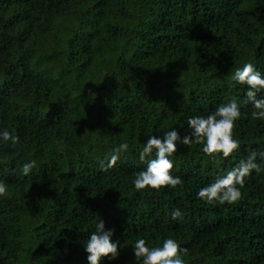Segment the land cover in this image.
I'll return each mask as SVG.
<instances>
[{"label": "trees", "instance_id": "obj_1", "mask_svg": "<svg viewBox=\"0 0 264 264\" xmlns=\"http://www.w3.org/2000/svg\"><path fill=\"white\" fill-rule=\"evenodd\" d=\"M246 63L264 75V0H0V130L19 137L0 140V264H90L99 221L120 242L99 264H142L140 238L150 248L175 239L185 264H264V170L245 177L234 204L197 195L264 151V120L232 79ZM232 99L238 150L179 144L170 159L183 184L135 188L155 158L140 160L149 137L189 135L190 117Z\"/></svg>", "mask_w": 264, "mask_h": 264}, {"label": "clouds", "instance_id": "obj_2", "mask_svg": "<svg viewBox=\"0 0 264 264\" xmlns=\"http://www.w3.org/2000/svg\"><path fill=\"white\" fill-rule=\"evenodd\" d=\"M232 79L239 84H246L249 90L246 93L247 101L254 107L253 119L264 120V98L258 99L257 94L264 89V75L258 71L252 63H246L242 69L237 68L232 74ZM241 118V111L236 99L228 104L220 105L208 116H194L187 121L192 129L191 134L181 137L178 130L167 131L163 136L153 135L149 137L140 151V160L145 161L155 152V158L147 161L145 170L136 174L134 186L137 190L171 187L176 188L183 184L178 176H173L174 162L170 157L178 151V145L191 144L202 145V151L213 156L222 153L225 158L239 149L240 141L234 137L236 121ZM0 140L11 142L13 145L19 142V137L10 133L7 129L0 130ZM128 144L122 143L116 147L108 159L107 164H102L101 169L107 171L113 168L120 159V154L128 150ZM259 158L260 163H257ZM36 165L35 161L25 163L22 166V174L27 176ZM257 173L264 170V151H252L250 155L225 176L219 177L216 182L201 188L197 193L198 198L206 203L218 202L219 204H234L241 199L245 183V177L252 171ZM239 186V187H238ZM7 185L0 181V196L6 195ZM172 218H182L180 209L172 210ZM113 230H106L103 221L96 225V231L91 233L85 242V251L88 253L90 264H99L102 257L118 258L120 254V242H113ZM134 254L142 264H185L180 244L172 238L164 240L163 246L148 247L143 238L137 239L134 244Z\"/></svg>", "mask_w": 264, "mask_h": 264}]
</instances>
